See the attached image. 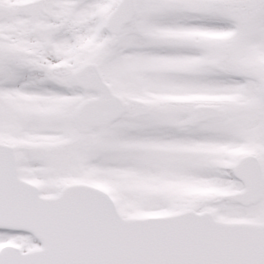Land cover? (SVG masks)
Segmentation results:
<instances>
[{"label":"snow or ice","instance_id":"snow-or-ice-1","mask_svg":"<svg viewBox=\"0 0 264 264\" xmlns=\"http://www.w3.org/2000/svg\"><path fill=\"white\" fill-rule=\"evenodd\" d=\"M0 264H264V0H0Z\"/></svg>","mask_w":264,"mask_h":264}]
</instances>
